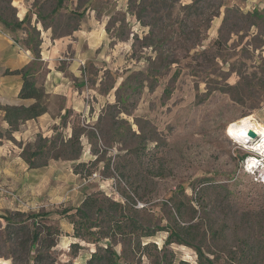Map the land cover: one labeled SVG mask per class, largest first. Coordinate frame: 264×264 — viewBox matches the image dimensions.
<instances>
[{"label": "rangeland", "instance_id": "rangeland-1", "mask_svg": "<svg viewBox=\"0 0 264 264\" xmlns=\"http://www.w3.org/2000/svg\"><path fill=\"white\" fill-rule=\"evenodd\" d=\"M42 1L50 14L55 0ZM72 2L84 13L77 20L65 10L52 17L57 32L71 31L93 7L106 30L102 45L72 69L71 50L56 67L41 56L29 68L38 86L58 83L55 69L72 82L78 74L84 108L65 118L62 95L40 86L56 123L26 144L11 140L33 151L41 136L66 141L81 131V158L67 162L78 176L69 180V194L58 192L62 201L22 211L37 214L28 221L42 231L33 248L30 234L13 239L24 216L0 215V264H87L108 246L133 264H264V184L244 167L251 144L229 134L245 116L264 124V0ZM20 31L24 43L28 32ZM7 130L0 128V138L9 139ZM90 194L104 206L119 202L117 218H135L155 234L74 237L69 214ZM172 228L187 243L169 238ZM39 253L42 262L30 259Z\"/></svg>", "mask_w": 264, "mask_h": 264}, {"label": "crops", "instance_id": "crops-1", "mask_svg": "<svg viewBox=\"0 0 264 264\" xmlns=\"http://www.w3.org/2000/svg\"><path fill=\"white\" fill-rule=\"evenodd\" d=\"M38 1L42 0H11V5L15 8L17 18L23 20L30 15L32 24L41 31L42 61L49 65L50 69L52 66L56 67L60 59L67 58L70 50L73 52L72 61L69 63L72 69L79 59L86 57V52L102 45L106 38V30L95 8H89L86 12L87 18L79 23L77 29L54 37L52 27H45L43 22L37 19L35 3ZM20 33H22L20 29L13 32L0 22V104L2 106H30L36 102L34 98L20 97L24 81L23 73L18 71L29 67L35 60L32 52L23 45L22 40L26 34ZM55 75L59 80L58 83H51L48 80L46 86L39 85V87H46L47 94L62 95L65 99V113L67 109L82 111L84 108L80 100L82 92L75 80L79 77L78 74H73V82L69 81V74L63 69H55L51 78ZM47 107V112L39 117L22 122L20 129L12 133L13 137L20 143L26 144L40 129L56 123L51 112L52 108ZM4 116L5 111H2L0 128L6 131L10 125ZM0 141V215L7 211H28L37 203L47 204L46 199L63 200L59 194L67 190L70 179L73 180L78 176L70 167L71 164L67 166L69 160L58 159L42 167H31L22 156L21 145L6 137H1ZM73 189L77 190V187ZM7 192H12L15 196ZM67 193H70L69 189Z\"/></svg>", "mask_w": 264, "mask_h": 264}, {"label": "trees", "instance_id": "trees-1", "mask_svg": "<svg viewBox=\"0 0 264 264\" xmlns=\"http://www.w3.org/2000/svg\"><path fill=\"white\" fill-rule=\"evenodd\" d=\"M6 2L7 6L1 8L0 6V22L8 29L13 32L18 31L19 29H26L28 32L27 38L24 41V46L29 49L36 59L41 58V31L37 28V26H32V18L30 15H27L23 20H20L16 17L15 8L11 5V0H2V2ZM1 2V1H0ZM44 1H38L35 3L37 7V19L38 21H42L45 27H52L54 34L56 37L58 35H64V33L57 32L56 27L53 25L52 17L55 15L62 13L64 10L67 11L74 20L82 17L84 13V9L80 10L76 7L71 8L72 0H55V5L52 8L50 14L44 13L42 11V5ZM9 5V6H8ZM14 11L12 17L6 15V10ZM80 21V20H79ZM79 26V22L75 24L71 31L77 29ZM68 31L65 34L71 33ZM10 72V71H9ZM18 72L23 73V86L20 92L21 98H34L36 102L30 106H2L0 104V113L5 111L4 118L8 121L10 127L7 130V133L10 134L9 139L14 141L12 133L19 130L20 124L26 120L37 118L43 113L47 112V106L44 103L45 90L42 87L37 85L35 80V75L31 71V68L24 67ZM72 114L70 109L66 110L64 117L67 118ZM1 144V141H0ZM60 145V146H59ZM28 147H31L32 144L28 143ZM82 155V142H81V131L73 130L72 135L66 139L62 138L60 135L57 138H44L40 137L36 148L33 151H30L29 148L25 147L22 151L23 158L29 163L31 167H42L49 164V160L62 159V160H78ZM37 158V159H36ZM81 163L78 164V166ZM76 172L79 173L76 168ZM103 198L99 197L97 194H90L85 197V199L81 202V204L76 208V211L73 214H69L72 219L71 222L74 225V234L73 236L76 238L86 239V237H93L95 240L100 238H109L113 233L121 232L127 233L128 236H152L155 234V231L150 230V228L144 227L140 222H138L135 218H130V220L124 222V218H117L116 213H118V205L119 202H111L108 206L102 205ZM69 212V211H68ZM17 217L24 216V220H20L19 229L22 230L20 232L15 233L16 239L18 234H30L32 240V248L35 243L41 238L42 231L40 230L39 224L37 225V221L32 224L35 226L34 228H30L28 221L32 217L34 219L37 218L36 213H25L22 211L13 212ZM101 213V220L98 221L94 218L95 215ZM3 217H7V215H1ZM21 218V217H20ZM8 219V218H6ZM107 224L109 226H107ZM38 227H37V226ZM107 226V227H106ZM50 229V228H49ZM32 230V231H31ZM128 231V232H127ZM52 231H48L47 234L51 235ZM48 235L44 241H48ZM98 235V236H97ZM182 234L179 228H172L170 232L169 238H173V241L179 243H187L182 238ZM76 244V243H74ZM75 246V245H74ZM51 247V244H50ZM97 249L95 250L91 257L88 259L87 264H133L131 262H124L121 260V254L115 249L104 248V250ZM199 253V256H203L204 253L201 247L196 249ZM31 254L30 259L34 260L36 263L43 261V255L39 254ZM210 261V260H209ZM211 262V261H210ZM206 264V263H203ZM211 264V263H210Z\"/></svg>", "mask_w": 264, "mask_h": 264}, {"label": "bare ground", "instance_id": "bare-ground-1", "mask_svg": "<svg viewBox=\"0 0 264 264\" xmlns=\"http://www.w3.org/2000/svg\"><path fill=\"white\" fill-rule=\"evenodd\" d=\"M250 130L256 132L259 137L258 140L249 135ZM229 134L232 135L238 143L245 145L251 144L252 148L259 149L264 153V124L254 119L253 116H245L231 123L229 126Z\"/></svg>", "mask_w": 264, "mask_h": 264}, {"label": "built area", "instance_id": "built-area-1", "mask_svg": "<svg viewBox=\"0 0 264 264\" xmlns=\"http://www.w3.org/2000/svg\"><path fill=\"white\" fill-rule=\"evenodd\" d=\"M250 152L251 155L244 161V167L253 174H258L259 181L264 184V153L256 148H250ZM7 193L15 196L12 192Z\"/></svg>", "mask_w": 264, "mask_h": 264}, {"label": "water", "instance_id": "water-1", "mask_svg": "<svg viewBox=\"0 0 264 264\" xmlns=\"http://www.w3.org/2000/svg\"><path fill=\"white\" fill-rule=\"evenodd\" d=\"M249 135L251 136V137H254V138H259L258 136H257V134H256V132L255 131H253V130H250L249 131Z\"/></svg>", "mask_w": 264, "mask_h": 264}]
</instances>
